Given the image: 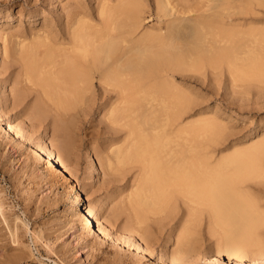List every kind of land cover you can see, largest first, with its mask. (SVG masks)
Listing matches in <instances>:
<instances>
[{"label":"bare ground","instance_id":"bare-ground-1","mask_svg":"<svg viewBox=\"0 0 264 264\" xmlns=\"http://www.w3.org/2000/svg\"><path fill=\"white\" fill-rule=\"evenodd\" d=\"M215 1L216 3H210V6L201 5L185 11L180 10L184 15L195 12V15L191 14L180 18L181 16H173L177 12L172 8L173 5H169L170 0H162V3L159 2L160 4L158 3L157 6L162 7L163 14L158 15L159 25L155 31L157 33L153 34L148 31H144L142 34H140L141 31L139 32L145 13L140 0H126L125 2L117 0L118 4L122 3L117 6L115 4L112 6L111 3L110 6L109 2H107L108 4L104 2L100 6L101 8L99 7L102 24L99 29L93 26L94 28H89L92 29L91 31L87 29L89 31L87 32L85 28L89 27L91 23L87 25L88 20H80V16L86 15L88 10H74V12H70L71 17L68 16L70 18L69 20L67 18V24L65 23L66 31L61 33L59 39L50 37L48 33H45L43 38V35L40 36L41 33L40 35L36 33L38 34L36 38L39 36L38 38L43 40L38 39L39 42L37 39L33 40L34 48H29L30 44H26L27 42L13 38L14 42L9 45L10 49L7 47L4 51V53L9 51L8 53L11 54L10 56L15 62L22 65L19 73L24 69L20 74L22 80L19 82L23 86L20 85L17 97L20 96L19 93L24 92L23 90L25 93L29 91L26 89L30 82H32L31 85H35L37 82L40 83V86L47 88L50 81L53 80L57 83L63 81L59 86L69 90L66 95L65 90H60V87V89L56 87L55 89L49 85L50 89L57 90L55 95L60 90L62 98L60 101L64 99L62 93H64V97L75 98L76 104H78L77 100L79 103L83 101L86 104L83 108L85 116L91 113L94 105L101 108L109 103V110L105 115L108 122L104 132L107 134L108 145L97 146L91 153L95 154L103 167L104 176L106 175L111 183L126 178L127 173L121 172L122 168L118 166L120 172L115 169L116 163L126 161V159L131 160L134 164L133 168L136 167L138 170L136 172L138 176L135 177L136 185L133 187L137 188L141 184L142 189H149L152 192L150 195L152 194L154 198V206H162V208L164 206L165 215H172L174 211L178 215H184L181 221V217L175 218L180 221L178 224H182V231L178 234L176 248L169 251L167 258L162 259V262L167 264H191L203 260L210 263L218 262V264H229L230 262L244 264L245 260L264 261V207L252 193L251 187L245 183L253 175L255 178H264V162L249 160L250 154H244L246 160L240 161L238 165L233 162H224L221 159L224 158L222 156L220 159L214 158V153L208 149V146L198 147L200 142L198 144L196 142L199 140L196 139L195 142V138H193L197 146L194 145L189 135L197 136L198 132V134L208 137L215 131L214 134L217 136L219 127L222 125H219L217 121L206 120L203 125L199 124V126L202 125L201 127L196 124V127L200 129L197 128L198 131L193 132V130H197L192 125L193 122L192 124L188 122L187 125H181L179 122L192 98L191 91L182 89L175 81L178 78L176 73L181 69L191 70L195 67L208 66L213 81H216L219 75L231 74L234 69L237 70L238 64L242 65L238 66L237 71H239V67L244 70L242 72L245 76H241L242 78H250L252 73L254 76H259L264 71V24L260 25L264 23V17H262L264 14L260 15L258 9V7H264V0H240L244 5L238 6H235L234 2L237 1L235 3L238 4L239 0H211V2ZM167 6L170 8L168 9ZM77 9H79L78 6ZM71 13L73 14L71 15ZM114 14H117V17ZM112 15L115 17L113 18ZM121 15L124 16V19ZM118 16L120 17L118 18ZM164 17H170L166 20L165 27L163 25ZM111 18L123 21L120 26L123 30L120 34V31L118 32L119 24L116 23L119 21H112ZM184 19L189 23L187 21L185 22L188 24L184 23ZM108 21L116 23L115 26L118 27L117 31L115 27H111L112 30L115 29L113 30L114 35L108 26L110 24ZM176 21H180V24L177 25ZM181 23H184L185 26L184 24L182 26ZM177 26L182 28L178 30ZM139 34L140 36L137 37ZM51 42L58 48L55 47L54 51L51 48L44 50L47 51L46 54L48 52L50 54L45 56V60L49 59L50 63L47 60L45 63L43 47L52 46L49 44ZM36 44L43 48L42 59L40 58L39 61L45 63L47 67L44 66L45 64L41 66L42 62H38V59L33 60L34 49L36 48V53L34 52L36 55L37 50L40 49ZM31 57L37 66L40 63L36 69L33 66L34 63L30 62ZM48 63L50 67L47 65ZM183 70L181 71L183 72ZM234 73L236 72L234 71ZM20 75H17L18 80H20ZM253 75L252 78H254ZM233 76L235 77V74ZM260 79L262 78L260 77ZM95 81H98V86ZM55 84L54 82L51 86ZM56 86L58 87V84ZM30 88L36 90L32 86ZM46 95L50 96L51 92H47ZM52 95L54 96V94ZM57 98L56 95L55 99ZM100 98L103 103H97ZM72 99L66 100L72 102ZM58 100L56 101L59 105L63 103L62 109L64 110L66 105H71L64 101L60 103ZM136 102L142 104L139 105ZM45 103L39 101L33 105L34 111L32 109L31 111L32 113L36 111L34 116L36 113L46 114L44 111L48 105L47 102ZM71 106L70 108H73ZM70 108L68 106L65 111ZM53 109L56 111L57 108ZM53 109L52 111H54ZM54 113L56 114V112ZM163 114L166 117V123L161 124L159 117H162L160 115ZM56 116L59 120L62 117H59V114ZM67 118L69 119L70 116L67 115ZM67 121L69 122L66 119L65 123ZM120 122L119 127H116L115 124ZM60 124L58 126L60 130L56 133L62 137L59 131L61 133L66 131ZM0 128L16 142H28L34 152L32 155L38 159L46 158L49 165L54 166V170L58 174L63 176L67 173L71 174L69 168L71 165V161L69 162L70 144L67 143L65 146L66 159L62 160L52 151L51 147L47 146L48 139L45 131H42L36 141L31 140L21 128L1 114ZM81 131L80 128L79 135H81ZM74 137L76 140L77 135L74 134ZM208 138L210 139V137ZM78 139L83 140V138ZM70 142H74L73 138ZM117 144L121 145L117 146ZM62 146L63 144L60 145V147ZM260 147L264 148V142ZM91 153L88 149L86 157L90 158ZM47 173L50 180L53 171L47 170ZM140 188L138 187V190ZM70 190H73L72 186H70ZM131 193L128 199L129 206L132 204V210H138L139 207L141 211H135L134 217L137 222H141L140 220L144 219L148 213L147 205L137 202L139 195L133 196L135 192ZM1 205L0 210L3 212ZM84 214L86 217L82 228L88 235L95 234L115 246L118 245L136 253L141 258L147 259L150 256L148 250L142 245L140 236L137 235L140 238H136L138 241L134 242L129 238L112 234L103 224L101 208L96 207L94 202L89 201ZM2 217L4 218V215ZM162 218L164 219V217ZM16 220L21 222L20 218ZM203 224L207 226V231L211 237L215 238V242L212 245L211 255L200 258L195 255L193 237ZM14 228V231L8 230L17 240L16 243L18 242L17 237H19L17 235L18 227L14 226ZM77 239L78 243H81L82 238L77 237ZM20 243L22 242L18 244L20 245ZM222 259L224 261L219 262Z\"/></svg>","mask_w":264,"mask_h":264},{"label":"rangeland","instance_id":"rangeland-1","mask_svg":"<svg viewBox=\"0 0 264 264\" xmlns=\"http://www.w3.org/2000/svg\"><path fill=\"white\" fill-rule=\"evenodd\" d=\"M140 1L145 10L143 14L144 21L139 30V32L141 31L140 34L144 33V31H148L151 34L157 33L155 31H157V26L159 25L158 15L163 14L162 7L157 5L159 2L162 3V0L159 2L157 0ZM104 2H106L105 4L109 2L108 5L110 6L111 4L112 6L114 4L115 6L122 4H118L117 0H0V114L21 128L31 140L36 141L42 131H45L48 139L47 146L51 147L52 151L60 159H66L65 146L67 143L70 144L71 151V157H69V162L71 161V165H69L71 174L67 173L63 176L54 170V166L49 165L46 158L41 157L38 159L34 157L33 149L28 142H16L0 128V205L2 204L1 206L3 207V212L0 210L2 213H0V264H167L166 262H162V259L167 258L169 251L176 248L178 234L182 231V224L178 223L184 215H178L175 211L172 215H165L164 206L163 208L162 206H160L161 208L154 206V198L152 194L150 195L152 192L149 189H142L141 184L138 186L139 188L141 187L139 190L138 187H133V185H136L135 177L137 178L138 176L136 173L138 170L136 167L133 168L134 164H132L131 160L128 161L126 159L127 162L124 160L116 163L115 169H118L117 171L120 172V167L123 169L121 172L127 174L124 180L111 183L108 177L104 176L103 167L100 165L97 157L94 153H91L97 146L108 145L106 140L107 134L104 132L108 122L105 115L109 110V103L103 105L101 108L94 105L91 113L85 116L83 108L86 104L83 101L79 103L77 99L78 104H76L75 98L72 99L69 95V97H64L65 95H63L62 91L65 90L64 92L67 95L69 93L68 88L62 89V86H59L63 81L57 83V81L53 80L50 81V87H56L57 89L60 87L62 97L64 99H72V102L66 99V101L64 99L60 101V90L58 91L59 96L58 92L56 94L57 99H59L58 102L64 101V103H71V105L73 103V108H70L71 105L65 106V110H67L68 106L70 110L65 111L62 109L64 107L63 103L60 104L61 106L57 103V99H55L56 88L50 89L48 85L50 89L48 91V87L40 86V83L37 82L35 85H31L32 82H30V85L28 84V88L26 89L29 90L27 91L28 93L26 92V94L25 90H23L24 94L19 93L21 96L19 99L20 96L17 97V95L21 88L20 85L23 86V84H19L22 80L20 79L22 77L20 74L23 73L24 69H21L22 71L19 73L18 71H20L22 65L15 62L10 56L11 54L8 53L9 51L4 53L5 48L7 49L8 47L10 49L11 46L9 45L14 42V39L23 40L28 45L32 43V46L29 45V48H34L35 42L33 40H43L42 38H38L39 36L36 38L40 33V36L42 37L43 35V38L44 34L48 33L50 37L59 39L61 33L66 31V22L71 17L69 15L70 12H74V10H88V13L83 15L84 18L80 16V20H88L87 25L89 23L93 24L85 28L87 32H89L88 30L91 27L94 28L96 26L98 29L101 28L99 7ZM170 2L169 5H173L174 7L172 6V8L177 12L176 15L172 12L173 9L172 11L170 10L174 14L173 16H181L180 18L190 16L191 14L195 15V12L184 15L181 11L201 5L210 6L216 3V1L211 2V0H170ZM235 2V6L242 4L240 0L238 1L240 4H236ZM77 6L79 9H77ZM258 9L260 15H263L264 7H258ZM114 15L116 16L117 14ZM121 16L124 19V16ZM169 18L164 17V27L167 23L166 20ZM111 20H118L119 22L116 21L119 24L118 27L123 22L121 19L120 21L116 18L114 20L111 18ZM180 21H176L177 25L180 24ZM185 21L188 22V20L184 19L183 22L187 23ZM111 22L108 26L111 30V27H115L117 31L118 27L115 26L116 23L113 22V24ZM262 24L264 23L260 25ZM177 28L179 30L182 27L177 26ZM113 30L111 31L112 34L114 33ZM122 30L120 27L118 30V32L120 31L119 34ZM12 34L14 35L13 37ZM115 34L118 35L116 32ZM16 35L19 36L17 37ZM38 42L36 41L37 44ZM49 44L53 48L50 45L43 47L44 49L37 46L40 49L37 50V55L35 54L36 48L34 49L35 53H32L34 59L31 57L30 62L34 63L35 59H38L37 61L41 63L42 61L39 60L42 59L43 49L45 53L43 61L47 63L49 59L46 58V61L45 56L50 54L49 52L46 54L47 51L45 52L44 50L51 48L54 51L55 47L56 49L58 48L52 42ZM45 63L42 62L41 66ZM49 63L47 65L50 67ZM34 64L36 65V62ZM34 64L33 66L36 69L38 66ZM241 65H237V70L238 66ZM207 67H195L191 70L184 68L186 72L181 69L183 72L180 70L176 73L178 76L177 80H175L177 85L182 89L190 90L192 94L191 101L186 111H183L179 122L181 125H187L188 122L192 124L193 122L192 125L196 129L201 127L206 120L217 121L219 125H222L219 127L220 130L217 136L214 134L215 131H212L213 134L211 133L208 136L210 139L207 136L204 137L198 134V129H195L196 131L193 130V132H197V134L195 133L197 136H194L192 131V137L191 134L189 135L194 145L200 142L198 147L208 146V149L214 153V158L220 159L222 156L224 158L221 159L224 162H233L235 165H238L240 161L246 160L244 154H250L249 160L254 159L255 161L261 160L264 162V148L260 147L264 142V71L262 70L263 72H261L263 76L261 74L254 76V73H252L250 78H242L245 76L242 72L244 70L239 67V71L242 69L240 72L234 69L236 73L232 71L231 74L219 75L218 79L213 81L212 76H210L211 70ZM237 72L239 73L237 74ZM232 73L233 75L235 74V77ZM18 74L20 75V80H18ZM252 75L254 78H252ZM54 82L58 84V87L56 84L51 86ZM95 84L98 86V81H95ZM31 86L33 89L36 88L37 91L35 89L32 90ZM46 91L51 92L50 96L52 97L46 95ZM39 101H43V103L47 102L49 107L45 103L44 105L48 109L45 108L44 112L46 114L40 115L36 113L35 117L34 113L36 111L32 113L31 109L33 110V105ZM97 103H103V100L100 98ZM137 103L139 105L142 104L140 102ZM55 107L57 108L56 111L53 109ZM50 108L54 111L50 110ZM59 110L61 111L60 113ZM54 112L57 115L59 114V117L65 114V117H61H64L63 119L60 118L62 122L59 118L57 119L58 116ZM67 115L68 117L70 116L69 119ZM160 116H162L159 117L160 123H166L165 115ZM65 118L69 122L65 123ZM55 120L59 121L56 122ZM55 123L56 125H54ZM58 123L66 131H62V133L59 131L62 137L57 134L58 130H60ZM119 124L121 122L117 125L115 124V126L119 127ZM196 124L198 126L199 124L202 125L196 127ZM56 127H58L57 130ZM80 128L82 130L81 135L78 134ZM74 134L77 135L76 140ZM71 138L74 140L72 143L70 142ZM78 138H83V140L80 141ZM193 138H195V142L196 139L199 141L195 143ZM62 144L63 146L60 147ZM87 148L91 153L90 158L86 157ZM235 152H237L236 155H233ZM130 169L131 171L128 172ZM47 170L53 171V178L51 177L50 180L48 179ZM261 179L255 178L253 175L245 183L251 187L252 193L264 207V184L261 185L264 183V178ZM70 186L73 188L72 191L70 190ZM131 192H135L133 196L135 194L139 195L137 202L147 205L146 209L148 213L144 219L140 220L141 222H137L136 217H134L135 211H138L139 207L138 210H132V204L129 206L128 199ZM89 201L94 202L96 207L101 208L102 220H104L103 224L108 227L112 234L129 238L134 242L138 241L136 238L141 237L142 245L148 250L150 256L147 259L141 258L136 253L128 251L124 247L115 246L110 241L103 240L95 234L88 235L82 228V224L86 217L84 212H86ZM3 215L4 218L2 217ZM167 216L169 218H166ZM176 217H181L180 221L176 220ZM17 218H20L21 222H17ZM15 220L18 224L14 222ZM14 226L18 227L17 235L19 237H17L18 242L16 243L15 241L17 240L13 238L12 233L10 234V231H14ZM137 235L140 237H137ZM77 237L82 238L81 243H78ZM193 241L195 255L200 256V258L211 255L215 238L210 236L205 224L198 229L197 234L193 237ZM19 242L22 243L19 245ZM23 243L25 244L24 246ZM220 261L223 262L224 259ZM244 262V264H264V261L261 260H257L256 262L245 260ZM191 264H218V262L210 263L203 260L202 262L196 263L195 261ZM229 264L234 263L230 262Z\"/></svg>","mask_w":264,"mask_h":264}]
</instances>
